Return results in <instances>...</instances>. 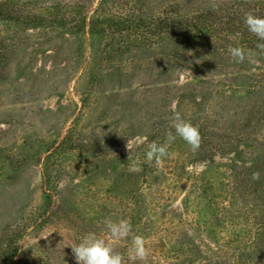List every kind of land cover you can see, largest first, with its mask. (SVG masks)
Instances as JSON below:
<instances>
[{
  "label": "rangeland",
  "instance_id": "rangeland-1",
  "mask_svg": "<svg viewBox=\"0 0 264 264\" xmlns=\"http://www.w3.org/2000/svg\"><path fill=\"white\" fill-rule=\"evenodd\" d=\"M0 10L16 16L0 17V157H26L13 178L0 161L11 264H76L69 246L106 236L113 214L133 228L117 250L128 255L142 235L147 264H264V193L240 184L264 159V56L236 22L240 12L264 17V0H0ZM200 11L223 18L224 31L124 27ZM93 17L124 26L92 34ZM230 46L251 55L236 63ZM174 110L199 126L201 148L177 138L161 166L149 164L148 144L165 141Z\"/></svg>",
  "mask_w": 264,
  "mask_h": 264
},
{
  "label": "clouds",
  "instance_id": "clouds-1",
  "mask_svg": "<svg viewBox=\"0 0 264 264\" xmlns=\"http://www.w3.org/2000/svg\"><path fill=\"white\" fill-rule=\"evenodd\" d=\"M244 23L247 30L257 38L256 54L264 56V17L249 12L244 17ZM228 51L236 63H244L251 55L249 50L242 46H230ZM165 135L163 143L152 141L148 144L145 157L149 164L161 166L164 159L170 156L169 147L177 138L183 140L193 152H198L203 143L199 126L184 119L181 112L176 110L173 112L172 125ZM260 178L259 171L252 173L253 181ZM102 226L106 236L88 232L78 243L69 246L76 264H147L150 250L142 235L132 238V248L128 255L117 250L116 245L128 240L133 231L129 219L113 214L103 219Z\"/></svg>",
  "mask_w": 264,
  "mask_h": 264
},
{
  "label": "trees",
  "instance_id": "trees-1",
  "mask_svg": "<svg viewBox=\"0 0 264 264\" xmlns=\"http://www.w3.org/2000/svg\"><path fill=\"white\" fill-rule=\"evenodd\" d=\"M239 11V10H238ZM241 13V12H240ZM236 16L237 18V25L240 28H244L247 30V27L244 23V17L245 14H240ZM238 14V12H237ZM0 17L5 19H16L15 14H11L9 11L6 13L1 12L0 10ZM27 17V16H26ZM149 22H140L136 24H129V26H124L123 22L120 20H115L112 23H109L107 21H104L102 19L97 18H90L88 20L87 24V30L91 32L92 34H99V33H114L119 30H121L122 26L125 27V30L129 33H136L143 29H148L156 35H163V34H177L180 35V38L184 34H189L193 31H201L204 33H210L209 36H212V34H218L220 31H224L225 29V23L223 18L217 17L212 12H195L193 14H177L176 16H152L149 18ZM29 23L34 24H45V25H54V24H68L67 18L59 19L58 17H41V16H28ZM31 21V22H30ZM235 22V23H236ZM83 23H76L74 24L73 19L71 20V25L76 30H82L84 29ZM228 24V23H227ZM229 29V28H228ZM248 31V30H247ZM249 32V31H248ZM4 42H0V58H4V54L1 53V46L4 45ZM245 44L248 45V47L255 48V41L251 39L249 41V44L245 41ZM129 45L126 44L125 47ZM181 53V51H180ZM177 55V51L175 52ZM181 55V54H180ZM6 58V54H5ZM5 72V61L0 62V78L4 75ZM70 148L69 143L66 141H62V143L59 145V147L67 146ZM65 150V149H64ZM2 154V151H0V155ZM0 161L2 163L7 162L9 165V170H11L10 178H13V174H17L19 172V167L24 166V163L26 161V157L23 159H16L11 160V157L7 160L6 158L3 159L0 157ZM260 169L264 170V159L261 160L259 164L252 165L250 168L243 171L244 177L242 178V181L240 184L244 185L245 187L248 186H255L257 190L262 191L264 193V182L262 180L258 181H252L251 176L253 172L259 171ZM264 173V172H263ZM14 236L15 233H11L9 236H5L3 233L0 234V264H11L13 260L17 256V249L13 246L14 244Z\"/></svg>",
  "mask_w": 264,
  "mask_h": 264
}]
</instances>
